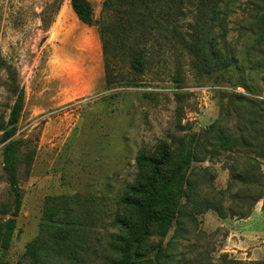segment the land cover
Here are the masks:
<instances>
[{"label": "rangeland", "instance_id": "1", "mask_svg": "<svg viewBox=\"0 0 264 264\" xmlns=\"http://www.w3.org/2000/svg\"><path fill=\"white\" fill-rule=\"evenodd\" d=\"M89 1L99 21L104 0ZM197 6L186 5L183 38ZM219 10L226 33L216 48L232 60L225 75L197 73L181 46L156 44L157 31L147 43L157 50L155 63L137 74L121 62L118 81L108 85L98 24L81 23L69 0H0V125L17 85L24 97L13 138L34 153L17 175L20 206L0 264H30L29 247L42 251L44 243L41 264H111L120 257L118 220L128 214L120 198L137 179L138 154L156 153L160 140L175 152L188 135L221 119V90L264 110V0H221ZM229 123L224 131L238 132L237 120L230 116ZM3 132L0 219H7L16 194L3 167ZM256 158L259 165L244 153L221 152L193 161L188 173L197 191L190 202L182 198L165 234L149 235L134 264H264V200L245 217L248 203L238 201L264 186V157ZM236 173L246 181L233 180ZM53 224L67 228L65 239L54 237Z\"/></svg>", "mask_w": 264, "mask_h": 264}, {"label": "trees", "instance_id": "2", "mask_svg": "<svg viewBox=\"0 0 264 264\" xmlns=\"http://www.w3.org/2000/svg\"><path fill=\"white\" fill-rule=\"evenodd\" d=\"M193 1L198 6L192 15L193 20L188 24L187 36L183 38L179 30L180 21L186 11H190L186 7L187 3L192 4ZM69 2L81 23L88 26L98 24L104 76L108 85L118 81L121 62H127L128 68L137 74L155 63L157 50L150 51L147 43L152 38L156 39L154 35L157 31L160 38L156 40V44L181 46L197 73H218L223 76L232 65L231 58L216 48L220 39L224 41L226 33L224 20H218L221 0H104L101 4L103 16L99 21L93 16L89 0ZM217 22L219 34L213 32ZM126 84L132 82L127 81ZM17 87L16 85L8 120L0 125V131H4L2 140L7 141L3 147V167L16 194L11 217L0 219V251L3 252L11 244L15 228L14 217L20 206V190L16 187L17 175L21 168L27 169L30 166L34 154L33 150H22L25 145L22 139L13 138L14 124L20 116L24 97L23 89ZM219 93L227 99V103L222 104L221 119L211 123L202 133L188 135V139L183 140L175 152L171 151L165 140H160L156 153L145 155L141 152L136 157L139 168L137 179L120 198V203L128 210V214L118 220L124 229L118 234L119 244L116 247L120 257L110 259L111 264L137 263L149 235L155 229L160 235L167 232L179 215L182 198L190 202L197 191L188 173L193 161L202 160L207 154L215 156L221 155V152H239L244 153L247 163L259 165L256 157H264L263 108L241 94L224 90ZM230 116L237 120L236 133L224 131L230 124ZM260 177L262 179L261 174ZM236 179L246 181L238 173L233 174V180ZM262 184L261 182L258 186L257 196H239V202L248 203L240 217L248 216L253 204L261 198L264 200ZM215 210L221 218L225 217L222 208L216 207ZM1 212H7L5 206ZM52 227L55 228V238H66L64 235L67 228L65 233L60 226L53 224ZM47 246V243L41 244L42 251H36L33 246L29 247L25 256L29 258L30 264H41V255L46 252Z\"/></svg>", "mask_w": 264, "mask_h": 264}]
</instances>
